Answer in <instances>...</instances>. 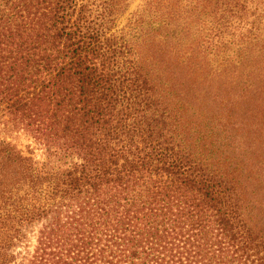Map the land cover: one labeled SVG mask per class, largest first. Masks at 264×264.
Here are the masks:
<instances>
[{"label": "trees", "instance_id": "1", "mask_svg": "<svg viewBox=\"0 0 264 264\" xmlns=\"http://www.w3.org/2000/svg\"><path fill=\"white\" fill-rule=\"evenodd\" d=\"M133 1L0 0V264H264V14Z\"/></svg>", "mask_w": 264, "mask_h": 264}, {"label": "rangeland", "instance_id": "2", "mask_svg": "<svg viewBox=\"0 0 264 264\" xmlns=\"http://www.w3.org/2000/svg\"><path fill=\"white\" fill-rule=\"evenodd\" d=\"M144 1L145 0H134L132 2L129 12L119 22L120 30L123 29L127 25L128 21L131 19V17L140 10ZM247 2L249 3L247 4L249 7L256 9V12L258 15L264 14L262 13L264 12V0H247ZM1 135L2 137H5L9 141L16 144L19 148H21L24 151H26V148L28 146L32 149H36L35 157L37 158V160L39 161L44 160L43 152L40 150H37L38 147H35L33 141L27 136H25L24 133L12 130L6 133H2Z\"/></svg>", "mask_w": 264, "mask_h": 264}]
</instances>
